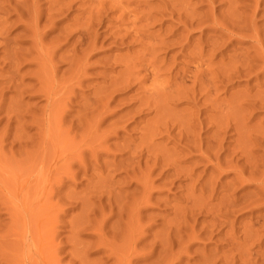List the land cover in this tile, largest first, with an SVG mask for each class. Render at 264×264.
I'll return each instance as SVG.
<instances>
[{
  "label": "rangeland",
  "instance_id": "1",
  "mask_svg": "<svg viewBox=\"0 0 264 264\" xmlns=\"http://www.w3.org/2000/svg\"><path fill=\"white\" fill-rule=\"evenodd\" d=\"M16 1L7 0L6 2L11 4L8 3L7 6L4 0L6 7L2 6L3 2L0 3L3 7L0 11L4 10L0 13V18L4 16L3 13L7 14L0 20V27L3 28L0 30V41H6V46H0V264H233L235 261L234 264L264 263V217H261L264 216V182L261 181L264 179V104L261 105L264 102V63L260 59L264 58V43L260 38L264 39V2L257 0L262 3L260 4L256 0H228L226 4L225 0H140L138 3V0H89L88 3L87 0H21L23 6L20 7V1ZM65 2L68 3L67 6ZM118 2L121 5H118ZM103 3L106 5L102 8ZM208 3L214 4V7ZM252 5L257 8H253L254 12H251ZM62 6L67 8L63 9ZM37 7L41 9H36ZM258 7L262 10L257 11ZM18 8L24 11L19 12ZM98 9H101V12ZM225 10L226 17L228 12L234 14L227 17L231 18V22L224 14L221 16ZM239 10L244 13L239 15ZM215 12H218L221 23L218 22L219 18ZM28 13L30 18L33 16V20H30ZM37 13L39 15L35 17ZM49 13L52 15L48 17ZM16 14L19 22L27 19L23 20L24 23L21 22L23 26L15 19ZM150 14L154 17L151 18ZM204 14L210 19L206 15L203 16ZM213 14L216 15L213 17ZM215 17L219 25L212 21ZM251 17L252 20H249ZM95 18L96 20H93ZM36 20L41 21L40 25ZM205 21L208 23H203ZM180 22L184 25H180ZM226 22L228 24H225ZM5 23L11 25L12 29ZM18 24L21 25L20 28ZM185 24L189 28L185 27ZM197 24L204 26L197 28ZM237 24L239 30L236 28ZM227 26L230 33L223 29ZM200 27L204 29L203 32ZM218 28H221L220 31ZM253 29L255 31H252ZM142 30L146 33L145 36ZM247 30L250 33L247 34ZM3 32L7 34L4 36ZM256 33L258 36H255ZM135 34H138L140 39H137ZM84 37L85 39H82ZM214 37L216 40L212 39ZM252 37L259 39L256 41ZM33 39L34 42L36 40V45H32ZM237 39L241 43H238ZM251 39L252 41H249ZM206 41L210 43V51ZM224 42H227V45H224ZM169 43L172 46L168 45L166 48ZM213 43L216 46L219 44L218 46L225 50L219 48L218 51V46H213ZM251 46L255 47V53L250 51ZM215 48L218 52L213 54V57L212 50ZM71 51L79 53L73 54ZM16 53L21 54L20 57L16 56ZM76 54L77 56H74ZM253 55L257 58L254 59ZM67 58H71V61H67ZM243 60L245 61L242 62ZM194 63L201 67L195 66ZM240 65L242 68H239ZM252 67L254 71L256 68L259 75L253 73ZM183 68L190 74L194 71V75L192 72L189 77V73ZM233 68L239 69L233 71ZM202 69H205V72L209 69L208 74L202 72ZM213 70L224 71V75L219 76L220 73L216 72L219 77L214 80L216 75ZM245 70L252 71L253 74L249 75ZM183 71L188 77L185 73L182 76ZM239 72L243 74L242 77ZM133 73L139 75L137 83L143 78L142 82L137 84V77ZM158 73L160 77H157ZM168 74L171 77L170 82ZM195 76L199 78V82ZM252 76L258 78L252 79ZM221 77H227L224 81H228V84L223 83ZM217 78H221L222 83L218 82ZM180 80L187 81L184 83ZM169 83H173L174 87ZM252 86L255 87L254 90ZM150 87L151 94L147 92ZM183 87L184 91L181 90L180 94ZM185 88L202 90L205 96H200L202 91L188 92ZM178 89L180 95H177ZM172 91L176 99L181 96L184 102H177L174 97L171 98L176 102L169 101ZM185 91L190 93L189 96L187 92V95L183 93ZM160 93L163 94L160 96ZM165 93H168L166 96L169 99ZM191 94L194 100L190 97ZM137 98L146 104L145 108L153 109L154 106V110H142L140 107H143V103L138 104ZM145 98L150 100L148 103H153V106H147ZM189 98L196 102H190ZM201 98L204 100L201 101ZM240 98L241 103H238ZM250 99L251 103L253 99L256 100L253 104L257 109L250 105ZM166 100L169 102H165ZM230 100H233V103ZM155 102L164 107H159ZM193 106L203 113H198L199 110ZM136 107L140 108L138 112L141 118ZM194 110L197 112L195 116L198 114L195 117L197 120L192 119ZM58 114L59 117H56ZM161 114L162 119L157 117ZM225 114L231 119L227 120L228 116ZM186 116L191 117L192 121ZM57 118H60L59 127L57 124L55 126ZM187 121L189 124L194 123L195 127L192 123L189 126ZM165 123H168V129ZM149 124L151 127H148ZM170 125H173V128ZM160 126L164 131H172V135L168 132L165 134ZM156 129H160L165 136L162 138V132H157ZM179 132L182 134L181 138L177 137ZM203 132L205 133L202 134ZM142 133H145V136ZM182 136L189 137L185 139ZM194 139H203L204 141H198V144H203V148H198ZM184 144L186 147H182ZM247 148L249 151L245 150ZM203 153L209 159L204 157L206 160L203 161ZM242 156H246V160ZM218 161L219 164L215 165ZM250 163L254 166H250ZM256 165L261 168H256ZM236 172L241 175V184L235 177H239ZM131 177L134 178L133 181ZM136 180L139 185L135 183ZM242 198L252 203L246 204L247 201ZM243 200L245 202L242 204ZM225 201L230 204L232 201L237 203L232 202L227 208L228 202ZM222 205L223 207H220ZM41 208L45 210L44 213L40 211ZM199 209L206 211L199 212ZM239 209L242 211L238 213ZM214 222L217 223L216 228L212 227ZM39 226L44 233L43 239H46L44 243L47 248L44 253L50 255L48 262L44 259L46 254L43 253V256L39 248ZM194 226L195 231L192 232L191 228L194 229ZM217 232L220 234L217 235ZM253 259H257L255 263ZM215 260L218 263L214 262Z\"/></svg>",
  "mask_w": 264,
  "mask_h": 264
},
{
  "label": "bare ground",
  "instance_id": "2",
  "mask_svg": "<svg viewBox=\"0 0 264 264\" xmlns=\"http://www.w3.org/2000/svg\"><path fill=\"white\" fill-rule=\"evenodd\" d=\"M3 1H4V0H3ZM3 1L0 0V3L3 2ZM6 1H7V0H5V2H6ZM8 1H9V0H8ZM13 1H14V0H13ZM19 1H20V2H18V0H17L16 2H18L19 6H20V5H22V2H21V0H19ZM25 1H26V0H25ZM36 1H37V0H36ZM38 1H39V0H38ZM57 1H58V0H57ZM61 1H62V0H61ZM63 1H64V0H63ZM65 1H66V0H65ZM80 1H82V0H80ZM88 1H89V0H87L86 2H88ZM120 1H121V0H120ZM139 1H140V0H138V3H139ZM203 1H204V0H203ZM207 1H208V0H207ZM225 1L227 2L228 0H225ZM234 1H235V0H234ZM252 1H253V0H252ZM256 1H257V0H256ZM256 1H255V2H256ZM10 2H11V1H10ZM28 2H29V1H28ZM32 2H33V1H32ZM74 2H76V0H74ZM99 2H100V1H99ZM140 2H141V1H140ZM144 2H145V1H144ZM210 2H214V0H213V1H210ZM257 2H259V1H257ZM262 2H264V0H262ZM6 3H7V2H6ZM8 3H9V2H8ZM8 3H7V6L10 4V3H9V4H8ZM20 3H21V4H20ZM23 3H26V2H23ZM29 3H30V2H29ZM36 3H37V2H36ZM65 3H66L65 5L67 6L68 3H67V2H65ZM69 3H70V2H69ZM78 3H79V1H78ZM83 3H84V2H83ZM88 3H89V2H88ZM252 3H253V2H252ZM259 3L262 4L261 2H259ZM32 4H33V3H32ZM37 4H38V3H37ZM74 4H76V3H74ZM111 4H112V2H111ZM115 4H116V3H115ZM136 4H137V3H136ZM226 4H228V2H227ZM253 4H254V3H253ZM260 4H259V5H260ZM4 5H5V4H4V2H3V5H2V6H4ZM10 5H11V4H10ZM12 5H14V4L12 3ZM15 5H16V3H15ZM15 5H14V6H15ZM98 5H100V3H99ZM103 5H106V4L103 3V4H102V8H103ZM116 5H117V4H116ZM116 5H115V6H116ZM118 5H121V3L118 2ZM144 5H145V4H144ZM146 5H147V4H146ZM208 5H209V3H208ZM211 5L214 7V4H211ZM211 5H209V6H211ZM2 6H0V8H1ZM14 6H13V7H14ZM22 6H23V5H22ZM34 6H35V5H34ZM34 6H33V7H34ZM39 6H40V3H39ZM49 6H50V5H49ZM66 6H65V7H66ZM252 6H253V7H252ZM252 6H251V7H252L251 12L253 11V8H254L255 5H252ZM4 7H6V6H4ZM20 7H21V6H20ZM20 7H19V8H20ZM24 7H25V6H24ZM24 7H23V8H24ZM40 7H41V6H40ZM40 7H37L36 9H38V8H40ZM59 7H61V6H59ZM62 7H64V6H62ZM65 7H64L63 9H66V8H67V7H66V8H65ZM69 7H70V6H69ZM97 7H98V6H97ZM116 7H117V6H116ZM118 7H120V6H118ZM227 7H228V6L226 5V9H227ZM231 7H232V6H231ZM233 7H234V6H233ZM2 8H3V7H2ZM11 8H12V7H11ZM14 8H15V7H14ZM19 8H18L19 12H23V11H24L23 9H22L23 11H21ZM25 8H26V7H25ZM31 8H32V7H31ZM71 8H72V7H71ZM90 8H91V7H90ZM100 8H101V7H100ZM104 8H105V6H104ZM235 8H236V7H235ZM255 8H256V7H255ZM255 8H254V10H255ZM6 9H7V8H6ZM9 9H10V7H9ZM12 9H13V8H12ZM40 9H41V8H40ZM68 9H70V8H68ZM106 9H107V8H106ZM108 9H109V8H108ZM210 9H211V7H210ZM250 9H251V8H250ZM256 9H257V8H256ZM0 10H2V9H0ZM34 10H35V9H34ZM34 10H33V11H34ZM98 10H99V9H98ZM103 10H104V9H103ZM103 10H102V11H103ZM214 10H215V9H214ZM259 10H262V8L260 9V8L258 7V10H257V11H259ZM9 11H10V10H9ZM15 11H16V10H15ZM15 11H14V12L12 11V13H17V12H15ZM64 11H65V10H64ZM90 11H91V10H90ZM99 11L101 12V9H100ZM211 11H212V9H211ZM215 11H217V9H216ZM218 11H219V10H218ZM227 11H231V10H227ZM239 11H240V10H239ZM2 12H4V10H3ZM2 12L0 11V13H2ZM7 12H8V11H7ZM19 12H18V13H19ZM30 12H32V9H30ZM56 12H57V11H56ZM59 12H60V10H59ZM66 12H67V11H66ZM91 12H92V11H91ZM91 12H90V15H91ZM96 12H97V11H96ZM208 12H209V11H208ZM222 12H223V11H222ZM222 12H221V13H222ZM225 12H226V10L222 13L221 16H223V14H224V17H226ZM232 12H233V11H232ZM235 12H236V10H235ZM253 12H254V11H253ZM255 12H256V11H255ZM5 13H6V11H5ZM18 13H17V14H18ZM62 13H63V12H62ZM64 13H65V12H64ZM209 13H210V12H209ZM209 13H207V14H209ZM212 13H214V11H213ZM215 13L217 14L218 12H215ZM238 13H239V15H240V13H244V12H241V11H240V12H238ZM238 13H236V14H238ZM256 13H257V12H256ZM8 14H9V12H8ZM17 14H16L15 16H17ZM19 14H20V13H19ZM21 14H22V13H21ZM40 14H41V13H40ZM43 14H44V13H43ZM53 14H54V13H53ZM60 14H61V13H60ZM60 14H59V15H60ZM66 14H67V13H66ZM93 14H94V13H93ZM216 14H213V17H214V15H216ZM226 14H227V17H229L228 15L230 14V16H231V14H233V13L228 12V13H226ZM253 14H254V13H253ZM253 14H252L251 16H253ZM3 15L6 16L7 14H4V13H3ZM3 15L1 14V16H3ZM9 15H11V14H9ZM9 15H8V16H9ZM12 15H13V14H12ZM24 15H25V14H24ZM24 15H20V16H23V18H26L27 16L25 17ZM26 15H27V13H26ZM32 15H33V14H32ZM32 15H31V16H32ZM36 15H39V14H38V13L35 14V17H36ZM51 15H52V14L49 13V15H47V16L49 17V16H51ZM62 15H64V14H62ZM62 15H61V18H62ZM147 15H148V14H147ZM150 15H151V14H150ZM150 15H149V16H150ZM205 15H206V14H204L203 16H205ZM218 15H219V14H217V18H219V21L216 20L217 18L215 17V20L212 19L213 22H216V23H217V21L220 22L221 19H220V17H218ZM242 15H243V14H242ZM4 16H3V17H4ZM15 16H14V17H15ZM28 16H29V18H30L29 13H28ZM45 16H46V14H45ZM47 16H46V17H47ZM53 16L56 17V15H53ZM57 16H58V15H57ZM88 16H89V15H88ZM95 16H96V15H95ZM149 16H148V17H149ZM203 16H201V17L204 18ZM206 16H207V15H206ZM209 16H210V15H209ZM233 16H234V14H233ZM254 16H256V15H254ZM3 17L0 18V20L3 19ZM11 17H12V16H11ZM32 17H33V16H32ZM32 17L30 18V20L32 19ZM55 17H54V18H55ZM86 17H87V16H86ZM90 17H91V19H92V15H91ZM96 17H97V16H96ZM150 17L152 18V17H154V16L151 15ZM207 17H208V16H207ZM227 17H226V19L229 20V21L231 22V20H230L231 18L228 19ZM240 17H241V16H240ZM19 18L22 19L21 17H19ZM27 18H28V17H27ZM29 18H28V19H29ZM42 18H43V17H42ZM42 18H39V20L42 19ZM51 18H53V17H51ZM51 18H50V19H51ZM57 18H58V17H57ZM208 18H209V17H208ZM236 18H238V20H239V16H237ZM236 18H235V21H236ZM5 19H6V17H5ZM5 19H4V21H5ZM7 19H8V18H7ZM7 19H6V20H7ZM9 19H10V18H9ZM15 19H16L18 22L20 21V20L18 19V16H17V18L15 17ZM15 19H14V20H15ZM36 19H38V16H37ZM50 19H49V20H50ZM59 19H60V16H59ZM147 19H148V18H147ZM209 19H210V18H209ZM232 19H234V18L232 17ZM240 19H241V18H240ZM247 19H248V18H247ZM16 20H15V22H16ZM23 20H24V19H22L21 22L24 23V21H26L27 19H25L24 21H23ZM30 20H29V21H30ZM32 20H33V19H32ZM87 20H88V18H87ZM93 20H96V18L93 19ZM136 20H137V19H136ZM141 20H143V16H142V19H141ZM150 20H151V19H150ZM222 20H223V19H222ZM227 20H226V21H227ZM238 20H237V22H238ZM249 20H252V17H251V19H249ZM249 20H247V21H249ZM8 21H9V20H7V22H8ZM29 21H27V22L29 23ZM36 21L38 22V20H36ZM190 21H191V19H190ZM190 21H189V22H190ZM192 21H194V19H193ZM208 21H209V20H208ZM208 21H207V22L205 21V22H203V23H208ZM212 21H210V23H211ZM229 21H228V22H229ZM21 22H19V24H21V25L23 26V23H21ZM39 22H41V21H39ZM39 22H38V23H39ZM91 22H92V20H91ZM223 22H224V20H223ZM230 22H229V23H230ZM249 22H250V21H249ZM9 23H11V25H13L12 22H9ZM32 23H33V22H32ZM32 23H31V24H32ZM89 23H90V21H89L87 24H89ZM92 23H94V22H92ZM154 23H156V22H154ZM192 23H193V22H192ZM220 23H221V22H220ZM238 23H239V22H238ZM1 24H2V23H1ZM7 24H8V23H5V25H7ZM16 24H17V22H16ZM16 24H15V25H16ZM19 24H18V25H19ZM25 24H26V23H25ZM31 24H29V26H32ZM33 24H34V23H33ZM152 24H153V22H152ZM152 24H151V25H152ZM186 24L188 25V22H187ZM186 24H185V25H186ZM189 24H190V23H189ZM200 24H201V23H200ZM200 24H199V25L197 24V25H198L197 28H198L199 26H201ZM212 24H213V23H212ZM217 24L219 25V23H217ZM225 24H228V23L226 22ZM246 24H248V22H247ZM253 24H254V23H253ZM253 24H252V25H253ZM11 25L8 24V27L10 28ZM21 25H19V28H20ZM35 25H36V24H35ZM37 25H38V24H37ZM39 25H40V23H39ZM93 25H94V24H93ZM145 25H146V24H145ZM180 25L183 26V25H184L183 22H182V23L180 22ZM180 25H179V26H180ZM187 25H186L185 27H188ZM191 25H192V24H190V26H191ZM202 25H203V24H202ZM206 25H207V24H206ZM221 25H222V24H221ZM152 26H154V25H152ZM152 26H151V27H152ZM203 26H204V25H203ZM203 26H201V27L203 28ZM222 26H223V25H222ZM228 26L230 27V24H229ZM228 26H227L226 28H223V27H222V28H223V29H226V31H227ZM247 26L250 27L251 25H247ZM254 26H255V25H253V27H254ZM12 27H13V26H12ZM14 27H17V26H14ZM87 27L89 28V26H87ZM90 27H91V26H90ZM151 27H150V28H151ZM185 27H182V28H185ZM191 27H192V26H191ZM201 27H200V29H201ZM211 27H212V26H211ZM211 27H210V30H211ZM218 27H221V26H218ZM233 27H234V26H233ZM238 27H239V24H237L236 28H238ZM245 27H246V26H245ZM249 27H247V28H249ZM6 28H7V27H6ZM22 28H25V27H22ZM30 28H31V27H30ZM74 28H75V27H74ZM84 28H85V27H84ZM136 28H137V27H136ZM144 28H145V27H144ZM182 28H179V29H182ZM188 28H189V27H188ZM206 28L208 29V26H207ZM206 28H205V29H206ZM236 28H235V30L238 31L239 28H238V30H237ZM251 28H252V26H251ZM255 28H256V26H255ZM255 28H254V29H255ZM1 29H3L2 26L0 27V30H1ZM10 29H12V28H10ZM17 29H18V28H17ZM27 29H29V27H28ZM33 29H34V27H33ZM77 29H78V28H77ZM89 29H90V28H89ZM142 29H143V28H142ZM185 29H186V28H185ZM216 29H217V28H216ZM218 29H219V28H218ZM220 29H221V28H220ZM220 29H219V31H220ZM249 29H250V28H249ZM249 29H248V30H249ZM254 29H253L252 31H255ZM34 30H35V29H34ZM72 30L74 31V29H72ZM195 30H196V29H195ZM201 30H202V32H203L204 29H201ZM208 30H209V29H208ZM232 30H233V28H232ZM242 30H243V29H242ZM248 30L246 31L247 34L250 33V32H248ZM257 30H258V29H257ZM1 31H2V30H1ZM5 31H6V30H5ZM8 31H9V30H8ZM8 31H7V32H8ZM88 31H89V30H87V33H88ZM90 31H91V29H90ZM132 31H133V30H132ZM136 31H137V30H136ZM136 31H135V32H136ZM186 31H187V29H186ZM212 31H213V27H212ZM217 31H218V30H217ZM221 31H223V30H221ZM236 31H234V32H236ZM259 31H260V29H259ZM9 32H10V31H9ZM24 32H27V31H24ZM31 32H32V31H31ZM37 32H38V31H37ZM74 32H75V31H74ZM84 32H85V31H84ZM142 32H143V30H142ZM213 32H214V31H213ZM223 32H224V31H223ZM227 32H229V31H227ZM227 32H226V33H227ZM244 32H245V30H244ZM256 32L258 33V31H256ZM3 33H4V32H3ZM89 33H90V32H89ZM92 33H93V32H92ZM126 33H127V32H126ZM129 33H130V32H129ZM131 33H132V32H131ZM138 33H139V31H138ZM149 33H150V32H149ZM226 33H225V34H226ZM229 33H230V32H229ZM242 33H243V31H242ZM253 33H254V32H252V35H253ZM257 33H256L255 36H258ZM6 34H7V33H4V36H5ZM20 34H21V31H20ZM24 34H25V33H24ZM35 34H36V33L34 32L33 35H35ZM38 34H39V33H38ZM90 34H91V33H90ZM133 34H134V33H133ZM143 34H144L143 36H145L146 33L143 32ZM260 34H261V33H260ZM260 34H259V35H260ZM21 35L23 36V34H21ZM21 35H19V36L22 37ZM92 35H95V34H92ZM96 35H97V34H96ZM124 35H125V34H124ZM124 35H123V36H124ZM128 35H129V34H128ZM128 35H126V36H128ZM135 35H136V34H135ZM135 35H134V36H135ZM215 35H217V33H215ZM226 35H227V34H226ZM1 36H3V35H1ZM83 36H88V35H86V34L84 35V34H83ZM83 36H81V37H83ZM123 36H122V37H123ZM136 36H138L137 39H140L138 34H137ZM242 36H243V34H242ZM242 36H241V37H242ZM250 36H251V35H250ZM250 36H249V37H250ZM255 36H254V37H255ZM31 37H32V36H31ZM37 37H38V35H37ZM132 37H133V36H132ZM132 37H131V38H132ZM179 37H180V36H179ZM227 37H229V36L227 35ZM227 37H226V38H227ZM245 37H248V36H245ZM254 37H252V38H254ZM1 38H2V37H1ZM3 38H4V37H3ZM35 38H36V37H35ZM94 38H95V36H94ZM219 38H220V37H219ZM222 38H223V37H222ZM232 38H234V37H232ZM260 38H261V40H262V43H264V39H262V37H260ZM26 39H27V41H28V37H27ZM30 39H32V38H30ZM82 39H85V37L82 38ZM87 39L89 40V37H87ZM87 39H86V40H87ZM134 39H135V38H134ZM142 39H143V38H142ZM177 39H178V38H177ZM209 39H210V38H209ZM212 39L214 40L215 37L212 38ZM238 39H239V38H238ZM238 39H237V42H238ZM241 39H243V38H241ZM246 39H248V38H246ZM246 39H244V40H246ZM254 39H256V38H254ZM257 39H259V38H257ZM257 39H256V41H257ZM38 40H39V39H38ZM215 40H216V39H215ZM217 40H218V36H217ZM226 40L228 41V38H227ZM30 41H31V40H30ZM39 41H40V40H39ZM116 41H117V40H116ZM162 41H163V40H162ZM233 41H234V40H233ZM249 41H252V39L249 40ZM249 41H248V43H250ZM256 41L254 40V42H256ZM0 42H2V43H0V46H1V44H2V46H4L3 44L6 43V41H5V42H4V41H0ZM31 42H32V41H31ZM33 42H34V39H33ZM35 42H36V40H35ZM35 42H34L33 44H32V43H31V44L34 45ZM37 42H38V41H37ZM93 42H94V41H93ZM163 42H166V41H163ZM168 42H170V41H168ZM173 42H174V41H173ZM206 42H208V41H206ZM215 42H216V41H215ZM215 42H214V43H215ZM219 42H220V41H219ZM219 42H218V43H219ZM254 42L252 43V46L255 45ZM258 42L260 43V40H258ZM91 43H92V42H91ZM157 43H158V42H157ZM157 43H156V44H157ZM170 43H171V42H170ZM170 43H169V44H166L167 46L165 45L166 48H168L169 46H172L171 44H174V43H171V44H170ZM180 43L183 44L182 41H181ZM214 43H213V44H214ZM224 43H225V42H224ZM226 43H227V42H226ZM226 43H225L224 45H227ZM238 43H241V42H238ZM256 43H257V42H256ZM41 44H42V39H41ZM87 44H88V43H87ZM93 44H94V43H93ZM142 44H143V43H142ZM160 44H162V43H160ZM175 44H176V43H175ZM181 44H180V45H181ZM185 44H186V43H185ZM208 44H209V45H207V47L210 46V43H209V42H208ZM215 44H216V43H215ZM215 44H214L213 46H216ZM221 44H223V43H221ZM221 44H220V45H221ZM253 44H254V45H253ZM35 45H36V44H35ZM144 45H145V43H144ZM168 45H169V46H168ZM178 45H179V42H178ZM186 45H187V44H186ZM186 45H185V46H186ZM205 45H206V44H205ZM218 45H219V44H218ZM218 45H217V46H218ZM2 46H1V47H2ZM5 46H6V44H5ZM38 46H40V45H38ZM165 46H162V47H165ZM185 46H184V48H185ZM187 46H188V45H187ZM217 46H216V47H217ZM252 46H251L250 48H252ZM30 47H31V46H30ZM87 47H88V46H87ZM89 47H90V46H89ZM220 47H221V46H218L217 50H218ZM228 47H229V46H228ZM256 47H257V46H256ZM154 48H155V47H154ZM204 48H205V47H204ZM254 48H255V47H253L252 49H250V51L252 50L251 52H253V53L256 52V51L254 50ZM28 49H29V48H28ZM196 49H198V48H196ZM200 49H201V48H200ZM262 49H264V48H262ZM32 50H33V49H32ZM37 50H38V49H37ZM151 50H152V49H151ZM184 50H185V49H184ZM184 50H182V51H184ZM208 50H209V47H208ZM219 50H225V49H224V48H220ZM219 50H218V51H219ZM253 50H254L255 52H254ZM154 51H155V50H154ZM200 51H202V50H200ZM203 51H204V50H203ZM209 51H210V50H209ZM214 51H216V48H215V50H212V55H211V56H213V57H214L213 54H217V52H218V51H216V52L214 53ZM250 51H248V52H250ZM261 51H262V50H261ZM71 52H72L73 54H75V53L78 54V53L80 52V50H79V52H75V53H74L73 51H71ZM193 52H194V49H193ZM205 52H206V51H205ZM205 52L203 53L204 55H205ZM259 52H260V51H259ZM69 53H70V52H69ZM145 53H146V52H145ZM198 53H200V52H198ZM232 53H233V52H232ZM243 53H244V52H243ZM260 53H261V52H260ZM16 54H17V55H16ZM16 54H15V55L18 56V57H20L19 55H21V54L18 55V53H16ZM73 54H72V56H73ZM77 54L74 55V56H77ZM154 54H155V53H154ZM200 54H201V53H200ZM218 54H219V53H218ZM221 54H222V53H221ZM234 54H237V53H234ZM13 55H14V54H13ZM22 55H23V54H22ZM147 55H148V54H147ZM193 55H194V54H193ZM206 55H207V54H206ZM24 56H25V55H24ZM221 56H223V55H221ZM242 56H245V55L242 54ZM242 56H241V57H242ZM246 56H248V54H246ZM261 56H262V55H261ZM13 57H15V56H13ZM21 57H22V56H21ZM82 57H83V56H82ZM150 57H151V56H150ZM156 57H157V55H156ZM200 57H201V56H200ZM202 57H203V56H202ZM208 57H209V56H208ZM208 57H207V58H208ZM216 57H217V56H216ZM253 57H254V55H253ZM68 58H69V57H68ZM68 58H67V61L70 60L71 58H72V60H73V57H71L70 59H68ZM75 58H76V57H75ZM75 58H74V59H75ZM193 58H194V57H193ZM203 58H204V57H203ZM203 58H202V59H203ZM227 58H228V57H227ZM242 58H243V57H242ZM246 58H247V57H246ZM246 58H244V59H246ZM250 58H251V57H250ZM256 58H257V57H256ZM256 58L254 57V59H256ZM258 58H259V53H258ZM156 59H157V58H156ZM196 59H197V58H196ZM196 59H195V60H196ZM225 59H226V57H225ZM228 59H229V58H228ZM239 59H240V58H239ZM260 59H262L261 62L264 63V58L261 57ZM26 60H28V59H26ZM76 60H77V59H75V63L78 62V61H76ZM137 60H139V58H138ZM151 60H152V59H151ZM153 60H154V57H153ZM197 60H198V59H197ZM207 60H208V59H207ZM223 60H224V59H223ZM252 60H253V58H252ZM257 60L259 61V59H257ZM70 61H71V60H70ZM163 61H164V60H163ZM192 61H193V60H192ZM199 61H200V60H199ZM233 61H235V60H233ZM233 61H232V63H233ZM244 61H245V60H243L242 62H244ZM248 61H249V60H248ZM30 62H31V61H30ZM30 62H29V63H30ZM72 62H73V61H72ZM164 62H165V61H164ZM164 62H163V63H164ZM194 62L200 64V62H197V61H194ZM209 62H210V61H209ZM230 62H231V60H230ZM256 62H257V61H256ZM73 63H74V62H73ZM141 63H142V62H141ZM232 63H231V65H232ZM240 63H241V62H240ZM247 63H248V62H247ZM247 63H246V64H247ZM253 63H254V61H253ZM31 64H32V63H31ZM33 64H34V63H33ZM70 64L72 65L71 62H70ZM149 64H150V62H149ZM164 64H166V63H164ZM164 64H162V65L165 66ZM199 64L195 65V63H194L195 66H198ZM203 64H204V63H202V65H203ZM235 64H236V63H235ZM246 64H243V66L246 65ZM71 65H70V66H71ZM78 65H79V64H77V67H78ZM152 65H153V64H152ZM205 65H206V64H205ZM229 65H230V64H229ZM236 65H237V64H236ZM28 66H29V65H28ZM81 66H82V65H81ZM199 66H200V65H199ZM209 66H210V63H209ZM209 66H208V67H209ZM241 66H242V65H240L239 68H242ZM246 66H247V65H246ZM246 66H245V67H246ZM79 67H80V66H79ZM200 67H201V66H200ZM205 67H206V66H205ZM227 67H228V66H227ZM229 67H230V66H229ZM158 68H159V67H158ZM160 68H161V66H160ZM195 68H196V67H195ZM195 68H194V69H195ZM202 68H203V67H202ZM206 68H207V67H206ZM224 68H225V67H224ZM239 68H236V69H239ZM252 68H253V67H252ZM151 69H152V68H151ZM156 69H157V68H156ZM174 69H175V67H174ZM181 69H182V68H181ZM187 69H189V68L187 67ZM199 69H200V68H199ZM209 69H210V67H209ZM209 69H208L207 71H209ZM233 69H234V68H233ZM236 69H234L233 71H236ZM126 70H127V69H126ZM168 70H170V68H168ZM183 70L185 71L186 68H183ZM204 70H205V69H202V72H203ZM225 70H226V69H225ZM227 70H229V69H227ZM240 70H241V69H240ZM72 71H73V70H72ZM128 71H129V70H128ZM184 71H183L182 76H184V73H185ZM197 71H198V70H197ZM200 71H201V70H200ZM207 71H206V72L204 71V72L207 73ZM214 71H215V75H216L217 73H220L219 76H220L221 74L224 73V71H221V72L218 71V72H217V70H213V73H214ZM242 71H243V70H242ZM242 71H241V72H242ZM245 71H246V70H245ZM261 71H262V69L260 70V72H261ZM36 72H37V71H36ZM36 72H34V73H36ZM78 72H79V71H78ZM152 72H154V71H152ZM160 72H161V71H160ZM166 72H168V71H166ZM175 72H176V71H175ZM186 72H187V70H186ZM192 72H193V75H194V71H192ZM192 72H191V74H192ZM209 72H211V69H210ZM216 72H217V73H216ZM228 72H229V71H228ZM241 72H239V74H240V76L242 77L243 74H241ZM246 72H249V71H246ZM254 72H255V74H257V72H256V68H255V71H254V68H253V73H254ZM130 73H131V72H130ZM155 73H156V72H154V74H155ZM170 73H171V72H170ZM176 73H177V72H176ZM188 73H189V71L187 72V74H188ZM198 73L200 74V72H198ZM198 73H197V74H198ZM213 73H212V74H213ZM229 73H230V72H229ZM234 73H235V72H234ZM236 73H237V72H236ZM243 73H244V72H243ZM253 73H252V71H251V72H249V75H250V74L252 75ZM262 73H264V72H262ZM76 74H78V73L76 72ZM133 74H134V73H133ZM154 74H153V75H154ZM171 74H174V73H171ZM191 74L189 73V77H190ZM197 74H195V75H197ZM202 74H203V73H202ZM207 74H208V73H207ZM210 74H211V73H210ZM239 74H238V76H239ZM245 74L247 75V73H245ZM245 74H244V75H245ZM134 75H136V77H137V80L135 79V82L137 83V82H138V77H139V75H138V74H134ZM137 75H138V76H137ZM168 75H169V74H168ZM178 75H180V74L178 73ZM178 75H177V76H178ZM185 75H186V73H185ZM193 75H192V76H193ZM223 75H224V74H223ZM227 75L229 76L230 74H227ZM227 75H226V76H227ZM234 75H235V74H234ZM249 75H247V76H249ZM257 75H259V74H257ZM32 76H33V74H32ZM171 76H172V75H171ZM173 76H174V75H173ZM186 76L188 77V75H186ZM186 76H185V77H186ZM192 76H191V79H192ZM217 76H218V75H216V76L213 77V76L211 75V78L213 77V79H214V78L217 77ZM219 76H218V77H219ZM228 76H227V77H228ZM232 76H233V75H232ZM236 76H237V75H236ZM260 76H261V74H260ZM33 77H34V76H33ZM157 77H160V76H159V73H158V76H157ZM168 77H169L168 79H169V82H170V78H171L170 75H169ZM198 77H199V75H198ZM198 77L196 78V76H195V79H196L197 82H199V81H198V79H199ZM227 77H226V78H227ZM243 77H244V76H243ZM252 77H253V76H252ZM261 77H262V76H261ZM37 78H38V76H37ZM130 78H131V77H130ZM155 78H156V76H155ZM182 78H183V77H182ZM193 78H194V77H193ZM202 78H203V76H202ZM221 78L223 79V77H221ZM221 78H219V79L217 78V79L219 80V81H218V80H217V81H218V82H221V81H220ZM226 78H224V79L227 80ZM247 78H248V77H247ZM254 78L257 79L258 77H253L252 79H254ZM34 79H35V77H34ZM38 79L40 80L41 78H38ZM132 79H133V78H132ZM141 79L143 80V78H141ZM150 79H151V78H150ZM152 79H153V76H152ZM152 79H151V80H152ZM176 79L179 80L178 77H177ZM185 79H186V78H185ZM195 79L192 80V81H193V84L195 83V82H194ZM205 79H206V78H205ZM222 79H221V80H222ZM224 79L222 80V82H223V83L225 82V84H228V83H226V82H228V81H224ZM229 79L231 80V78H229ZM142 80H141L140 82H142ZM148 80H149V79H148ZM156 80H158V79H156ZM208 80H209V79H208ZM208 80H207V81H208ZM214 80H215V79H214ZM214 80H213V81H214ZM230 80H229V81H230ZM152 81H153V80H152ZM152 81H151V82H152ZM181 81H182V80H180V82H181ZM186 81H187V80H186ZM186 81H182V82L185 83ZM188 81H189V80H188ZM233 81H235V80H233ZM36 82L38 83V80H37ZM140 82H139V83H140ZM146 82H147V81H146ZM146 82H144V84H145ZM149 82H150V80H149ZM155 82H157V81H155ZM155 82H154V84H155ZM158 82H159V81H158ZM222 82H221V83H222ZM247 82H248V81H247ZM250 82H251V81H250ZM139 83H137V84H139ZM163 83H164V82H163ZM165 83H166V82H165ZM184 83H183V84H184ZM190 83L192 84V82H190ZM214 83H215V81H214ZM229 83H231V81H230ZM248 83H249V82H248ZM248 83H247V84H248ZM169 84H171V83H169ZM169 84H168V85H169ZM172 84H173V83H172ZM172 84H171V85H172ZM200 84H201V83H200ZM233 84H234V83H233ZM149 85H150V84H149ZM159 85H160V84H159ZM159 85H158V86H159ZM162 85H164V84H162ZM162 85H160V86H162ZM173 85H174V84H173ZM173 85H172V86H173ZM184 85H185V84H184ZM188 85H190V84L188 83ZM198 85H199V83H198ZM231 85H232V84H231ZM127 86H128V85H127ZM127 86H126V87H127ZM139 86H140V85H139ZM172 86H171V88H172ZM199 86H200V85H199ZM248 86H249V84H248ZM250 86H251V85H250ZM126 87H125V88H126ZM137 87H138V86H137ZM142 87H143V86H142ZM145 87H147V86H145ZM154 87H155V86H154ZM166 87H168V86L166 85ZM173 87H174V86H173ZM210 87H211V86H210ZM252 87H253V88H252ZM252 87H251V88L254 90L255 87H254V86H252ZM169 88H170V87H169ZM197 88H198V87H197ZM201 88H202V87H201ZM246 88H247V87H246ZM147 89H148V88H147ZM151 89H152V88L150 87V91H149V90H148V91L146 90V91L149 92V93L151 94ZM165 89H167V88H165ZM173 89H174V88H173ZM183 89H184V87H183L182 89H180V92H179V89H178V91H177V90H174V92L177 91V93L179 92V93L181 94V93H182L181 90H183ZM185 89H186V88H185ZM189 89H190V88H189ZM194 89H195V86H194ZM198 89H199V88H198ZM198 89H197V90H198ZM155 90H156V89H155ZM170 90H172V89H170ZM186 90H187V89H186ZM191 90H192V89H191ZM191 90H187V91H188V92H189V91L191 92ZM197 90H195V91L192 90V92H193V91H194V92H197ZM212 90H213V89H212ZM247 90H248V89H247ZM146 91H145L144 95L146 94ZM183 91H184V90H183ZM187 91H185V92H183V93L186 94ZM201 91H202V90H198V93H200ZM244 91H245V90H244ZM140 92H141V90H140ZM142 92H143V91H142ZM161 92H162V91H161ZM163 92H164V91H163ZM174 92L172 91V95H173V96H172V95H171V96L168 95V96H170V98H171V97H174V99H176V98H175L176 95H174V94H175ZM188 92H187L188 95L186 94L187 96H189V94H190V93H188ZM202 92H203V93L200 94V96H201V95L205 96L204 91H202ZM249 92H250V91H249ZM42 93H43V92H42ZM47 93H48V92H47ZM173 93H174V94H173ZM179 93H178L177 95H180ZM212 93H213V91H212ZM45 94H46V93H45ZM140 94H142V93H140ZM161 94H163V93H160V96H161ZM167 94H168V93H167ZM167 94L165 93V96H166ZM192 94L194 95V93H192ZM192 94L190 95V97L193 96ZM195 94H196V93H195ZM239 94H240V92H239ZM251 94H252V93H251ZM48 95H49V94H48ZM182 95H183V94H182ZM206 95H207V94H206ZM213 95H215V94H213ZM45 96H47V95H45ZM148 96H149V94L147 95V97H148ZM187 96H186V97H187ZM203 96H202V97H203ZM235 96H236V95H235ZM241 96H242V95H241ZM255 96H256V93H255ZM145 97H146V96H145ZM150 97H151V96H150ZM155 97H156V96H155ZM162 97H163V95H162ZM162 97H161V98H162ZM179 97L181 98V100H178ZM208 97H209V96H208ZM166 98H168V97L166 96ZM191 98H192V97H191ZM191 98H189V99H190V100H189L190 102H192V101L194 100L193 98H192L193 100H192ZM217 98H218V97L216 96V99H217ZM251 98H252V97H251ZM137 99H138L137 101H139L138 104H139L140 102L143 103L142 101H140V100H142V96H141L140 100H139V98H137ZM145 99H146V98H145ZM168 99H169V98H168ZM174 99L171 98L169 101L172 100L171 102H173V101H175ZM182 99H183V98H182L181 96H178L177 99H176V101H177V102H178V101H179V102H180V101H183ZM206 99H207V98H206ZM233 99H234V98H233ZM200 100L202 101V100H204V99L201 98ZM253 100H254V99H253ZM253 100H252V103L250 102L251 99L249 100V102L251 103L250 105H253V107H254L255 104H253V103H256V100H254L255 102H254ZM144 101H147V103H148L150 100H147V99H146V100H144ZM169 101L166 100L165 102H169ZM176 101H175V102H176ZM186 101H187V99H186ZM186 101H185V102H186ZM232 101H233V100H232ZM232 101L230 100V102H232ZM150 102H151V101H150ZM150 102H149V103H150ZM152 102H153V100H152ZM183 102H184V101H183ZM193 102H196V101H193ZM209 102H210V101H209ZM209 102H208V103H209ZM244 102H245V100H244ZM149 103L147 104V106H150L151 104H152V106H153V103H151L150 105H149ZM155 103H157V102H155ZM197 103H199V102H197ZM197 103H196L195 106H197ZM204 103L206 104L205 101H204ZM208 103H207V104H208ZM232 103H233V102H232ZM238 103H241V98H240V100H239ZM157 104L160 105L159 107H164V105L161 106V104H159V103H157ZM166 104H167V103H166ZM166 104H165V107H166ZM192 104L194 105V103H191V105H192ZM205 104H204V105H205ZM210 104H212V103L210 102ZM257 104H258V103H257ZM262 104H264V102H262L261 105H262ZM145 105H146V104H145ZM145 105H144V103H143V107H140V108H143L142 110H144V108H145L144 106H145ZM158 105H156V107H157ZM240 105H241V104H240ZM259 105H260V104H259ZM261 105H260V107H259V106H258V107L262 109V106H261ZM139 106H140V105H138V107H139ZM141 106H142V105H141ZM193 107H194V106H193ZM217 107H218V106H217ZM255 107H257V106H255ZM255 107H254V108H255ZM136 108H137V107H136ZM136 108H135V109H136ZM140 108H137V109H139V110H137L138 116H139V114H140V113L138 112V111H140ZM147 108H148V107H147ZM147 108H145V109H147ZM149 108H150V107H149ZM154 108H155V107L153 106V109H152V108H151V109L154 110ZM157 108H158V107H157ZM166 108H167V107H166ZM191 108H192V107H191ZM194 108H197V109L199 110L198 107H194ZM220 108H221V106H220ZM228 108H229V107H228ZM233 108H234V107H233ZM84 109H85V108H84ZM87 109L90 111L89 108H87ZM87 109H86V110H87ZM151 109H147V110L151 111ZM163 109H164V108H163ZM192 109H193V108H192ZM197 109H196V110H197ZM217 109H219V108H217ZM229 109H231V107H230ZM255 109H257V108H255ZM86 110H84V111H86ZM142 110H141V111H142ZM158 110H159V109H158ZM220 110H221V113H223V112H222V109H220ZM232 110H233V109H232ZM259 110H260V109H259ZM144 111H145V110H144ZM144 111H143V112H144ZM149 111H145V112H149ZM156 111H157V109H156ZM199 111H200V112H199ZM199 111H198V113H201V112H202L201 110H199ZM260 111H261V110H260ZM63 112H64V111H63ZM63 112H62V113H63ZM135 112H136V110H135ZM151 112H152V111H151ZM153 112H154V111H153ZM193 112H195V113H194V115H193L194 117L192 116V119L195 118L196 116H198V114L195 116V114L197 113L195 110H194ZM193 112H192V114H193ZM59 113H60V111H59ZM64 113H65V112H64ZM141 113H142V112H141ZM154 113H155V112H154ZM202 113H203V112H202ZM218 113H220L219 110H218ZM142 114H143V113H142ZM159 114H160V113H159ZM159 114H158V115H159ZM162 114L164 115L165 113H162ZM162 114H161L160 116H157V117H160V118H161ZM190 114H191V113H190ZM190 114H189V116H190ZM227 114H228V113H227ZM227 114H225V116H226ZM59 115H60V114H58V116H56V117H59ZM86 115H87V114L85 113V116H86ZM62 116H63V115H62ZM138 116H137V117H138ZM227 116H228V118H226V119L228 120V119H229V115H227ZM154 117H155V114H154ZM186 117H188V116H186ZM139 118H141V116H139ZM164 118H165V117H164ZM181 118H182V117H181ZM181 118H180V119H181ZM154 119H156V118H154ZM161 119H162V118H161ZM161 119H160V120H161ZM188 119H190V121H192V120H191V117H190V118L188 117ZM197 119H198V118H197ZM197 119L195 118V120H197ZM199 119H200V118H199ZM230 119H231V117H230ZM230 119H229V120H230ZM55 120H56V119H55ZM55 120H54V121H55ZM80 120H81V119H80ZM157 120H159V119L157 118ZM160 120H159V121H160ZM175 120H177V118H176ZM181 120H182V119H181ZM193 120H194V119H193ZM200 120H201V119H200ZM200 120H199V122H200ZM238 120H240V119L238 118ZM58 121H60V118H57V123H55V126H56V124H57V126L59 127L58 124H59L60 122L58 123ZM61 121H62V120H61ZM154 121L157 123L156 120H154ZM154 121H153V122L151 121V123H154ZM159 121H158V122H159ZM166 121H168V120H166ZM170 121H171V120H170ZM179 121H180V120H179ZM223 121H225V119H224ZM162 122H163V121H162ZM175 122H176V121H175ZM181 122H182V121H181ZM195 122H196V121H195ZM202 122H203V121H202ZM202 122H201V123H202ZM204 122H205V121H204ZM204 122H203V123H204ZM228 122H229V121H228ZM236 122H237V120H236ZM238 122H239V121H238ZM238 122H237V123H238ZM156 123H154V124H156ZM172 123H173L174 125L176 124V123H174V122H172ZM177 123H178V122H177ZM186 123H188V121H187ZM191 123H192V122H191ZM191 123H190V124H191ZM197 123H198V122H196V124H197ZM201 123H199L198 126H200ZM203 123H202V127L204 128ZM223 123H224V122H223ZM60 124H61V123H60ZM158 124H159V123H158ZM165 124H167V129H168V126H169L168 123H165ZM165 124H163V125H165ZM169 124H170V123H169ZM180 124H181V123H180ZM188 124H189V123H188ZM190 124H189V126H190ZM193 124H194V123H192L191 125H193ZM51 125H52V124H51ZM53 125H54V124H53ZM186 125H187V124H186ZM227 125H228V124H227ZM227 125H226V126H227ZM233 125H234V124H233ZM233 125H232V126L230 125V126L233 127ZM60 126H61V125H60ZM184 126H185V125H183V127H184ZM193 126H194V125H193ZM228 126H229V125H228ZM235 126H236V124H235ZM114 127H116V126H114ZM148 127H151V124H149ZM160 127H161V130H162V129H163L162 126H160ZM163 127H164V126H163ZM170 127L173 128V125H172V126L170 125ZM180 127H182V124H181ZM186 127H187V126H186ZM194 127H195V126H194ZM196 127H197V126H196ZM231 127H230V129H231ZM236 127H237V126H236ZM236 127H233V128H236ZM56 128H57V127H56ZM116 128H117V127H116ZM197 128H200V127H197ZM114 129H115V128H114ZM123 129H124V128H123ZM153 129H154V128L152 127V130H153ZM175 129H176V128H175ZM179 129H180V128H179ZM230 129H229V130H230ZM148 130H151V129H148ZM156 130H157V129H156ZM156 130H155V131H156ZM159 130H160V129H158L157 132H158ZM169 130H170V129H169ZM171 130H172V129H171ZM180 130H181V129H180ZM200 130H201V129H199V131H200ZM226 130H227V128H226ZM56 131H57V130H56ZM58 131H59V130H58ZM146 131H147V130H146ZM153 131H154V130H153ZM153 131H152V132H153ZM163 131H164V129H163ZM181 131H183V130H181ZM201 131H202V130H201ZM59 132H60V131H59ZM159 132L161 133L162 131H159ZM164 132H165V134H166V132H168V130H167V131H164ZM171 132H172V131H170V132H168V133H171ZM187 132H188V131H187ZM187 132H186V133H187ZM218 132H220V130H219ZM224 132H225V130H224ZM145 133H147V132H145ZM145 133H142V134L145 136ZM150 133H151V132H150ZM162 133H163V132H162ZM162 133L160 134V136L162 135V138H163L164 133H163V134H162ZM168 133H167V134H168ZM172 133H173V132H172ZM172 133H171V135H172ZM204 133H205V132H203L202 134H204ZM58 134H59V133H58ZM180 134H181V133L179 132V135L177 134V137H178V136L180 137ZM216 134H218V133H216ZM220 134H221V133H220ZM150 135H151V134H150ZM150 135H149V136H150ZM181 135H182V134H181ZM184 135H186V134L184 133ZM218 135H219V134H218ZM225 135H226V134H225ZM164 136H165V135H164ZM141 137H142V136H141ZM146 137H147V135H146ZM155 137H156V136H155ZM155 137H153V138H155ZM157 137H158V136H157ZM173 137H175V136H171V138H173ZM182 137H183V136H182ZM184 137H185V136H184ZM184 137H183V138H184ZM186 137L188 138L189 136H186ZM186 137H185V139H186ZM195 137H197V136L195 135ZM200 137H201V135H200ZM262 137H264V136H262ZM164 138H166V137H164ZM169 138H170V137H169ZM180 138H181V137H180ZM180 138H179V139H180ZM198 138H199V133H198ZM201 138H202V137H201ZM176 139H177V138H176ZM176 139H174V140L176 141ZM259 139H261V138H259ZM177 140H178V139H177ZM188 140H189V139H188ZM194 140H195V139H194ZM196 140H197V139H196ZM196 140H195V145H196V146L198 145V148H200L201 145H203V144H201V145H200V143L198 144V141L201 142V141H204V140H203V139H199L198 141H196ZM200 140H201V141H200ZM246 140H247V139H246ZM262 140H264V139H262ZM142 141H143V139H142ZM149 141H150V139H149ZM153 141H154V140H153ZM184 141H187V140H184ZM177 142H180V141H177ZM196 142H197V144H196ZM258 142H259V143H262V142H264V141L261 142V140H258ZM144 143H145V142H144ZM144 143H143V144H144ZM152 143H153V142H152ZM180 144H181V143H180ZM187 144H188V143H187ZM262 144H264V143H262ZM262 144H261V145H262ZM144 145H145V144H144ZM150 145H151V144H150ZM184 145H185V146H184ZM184 145H182V147H186V144H184ZM193 145H194V144H193ZM247 145H248V144H247ZM191 146H192V145H191ZM191 146H190V147H191ZM190 147H189V149H190V151H191V148H192L193 146H192L191 148H190ZM261 147H262V146H261ZM198 148H197V149H198ZM201 148H203V147H201ZM185 149H186V148H185ZM185 149H184V150H185ZM187 149H188V148H187ZM187 149H186V150H187ZM193 149H194V148H193ZM243 149H244V148H243ZM198 150H199V149H198ZM200 150H202V149H200ZM245 150L249 151L248 148L245 149ZM194 151H195V150H194ZM196 152H197V151H196ZM243 152H244V151H243ZM240 153H242V151H241ZM203 154H205V153H203ZM242 154H243V153H242ZM245 154H246V153H245ZM245 154H244V155H245ZM198 155H199V153H198ZM246 155H247V154H246ZM206 156H207V155L205 154V156H203L202 158H204V157L206 158ZM199 157H200V156H199ZM199 157H198V158H199ZM243 157H244V156H242V158H243ZM245 157H246V156H245ZM245 157H244V158H245ZM205 158L203 159V161H205L208 157H207L206 159H205ZM240 158H241V157H240ZM242 158H241V159H242ZM246 158H247V157H246ZM246 158H245V160H246ZM200 159H201V158H200ZM208 159H209V158H208ZM248 159H249V158H248ZM248 159H247V160H248ZM250 160H251V159H250ZM200 161H201V160H200ZM207 161H208V160H207ZM138 162H139V161H138ZM138 162H137V163H138ZM208 162H209V161H208ZM251 162H252V161H251ZM139 163H140V162H139ZM220 163H221V162H220ZM248 163H249V161H248ZM252 163H254V162H252ZM217 164H219V161H218V163H216L215 165H217ZM254 165H255V163H254ZM254 165H251V163H250V166H254ZM133 166H134V164H133ZM155 166H156V164H155ZM150 167H151V166H150ZM152 167H154V166L152 165ZM152 167H151V168H152ZM156 167H157V166H156ZM215 167H216V166H215ZM255 167H256V168H261V167H257V165H256ZM255 167H254V168H255ZM148 168H149V167H148ZM154 168H155V167H154ZM242 168H244V169L246 170V168H245L243 165H242ZM242 168L239 167V169H241V170H242ZM149 169H150V168H149ZM215 169H216V168H215ZM237 169H238V168H237ZM152 170H153V169H152ZM234 170H235V169H234ZM236 171H237V170H236ZM238 171H239V170H238ZM242 171H244V170H242ZM244 173H245V172H244ZM149 174H150V173H149ZM236 174L238 175L239 173L236 172ZM238 176H239V175H238ZM240 176H241V175H240ZM240 176L237 177V176L235 175V177L238 178V179H237L238 181H239ZM235 177H234V179L236 180ZM242 177H244V175H242ZM131 178H132V177H131ZM131 178H129V179H131ZM131 180L133 181L134 178H132ZM131 180H130V181H131ZM240 180H242V178H240ZM261 181L264 182V179H261ZM138 182H139V181H138ZM239 182H240V181H239ZM132 183H134V182H132ZM132 183H131V184H132ZM135 183H137V180L135 181ZM243 183H244V182H243ZM259 183H260V182H259ZM137 184H138V183H137ZM240 184H241V182H240ZM138 185H139V184H138ZM142 185H143V183H142ZM245 185H247V184H245ZM248 185H249V184H248ZM140 186H141V185H140ZM255 186H256V185H255ZM262 186H264V185H262ZM135 188H136V187H135ZM260 189H261V188H260ZM153 190H154V189H153ZM153 190H152V191H153ZM260 191H262V190H260ZM258 193H259V192H258ZM150 194H151V193H150ZM259 194H261V192H260ZM262 194H264V193H262ZM149 196H150V195H149ZM151 196H152V195H151ZM211 197H212V196H211ZM211 197H210V198H211ZM213 199H214V198H213ZM242 199H245V198H242ZM233 200H234V199H233ZM235 200L237 201V199H235ZM245 200L247 201V199H245ZM149 201H150V200H149ZM225 202H226V201H225ZM227 202H228V201H227ZM227 202H226V203H227ZM232 202H233V201H232ZM232 202H231V204H232ZM234 202H235V201H234ZM234 202H233V204H236V203H237V202H236V203H234ZM238 202H240V201H238ZM244 202H245V201L243 200L242 204H243ZM253 202H255V201H253ZM257 202H258V200H257L255 203H257ZM220 203L223 204L222 202H220ZM247 203L251 204L252 202H251V201H250V202L247 201L246 204H247ZM255 203H254V204H255ZM145 204H146V203H145ZM221 204H220V205H221ZM227 204H228V205H227V208H228V206H229L230 203L228 202ZM231 204H230V205H231ZM239 204H240V203H239ZM246 204H245V205H246ZM146 205H147V204H146ZM202 205H204V204H202ZM202 205H201V206H202ZM204 206H205V205H204ZM238 206H239V205H238ZM192 207H193V206H192ZM194 207L196 208L195 205H194ZM220 207H223V205L220 206ZM220 207H218V208H220ZM248 207H249V206H248ZM42 208H43V207H42ZM42 208L40 209V211H43V213H44L45 210H43ZM206 208L208 209L209 207L207 206ZM227 208H226V209H227ZM229 208H230V207H229ZM240 208L243 209V207H241V206H240ZM249 208H250V207H249ZM259 208H261V207H259ZM135 209H136V208H135ZM203 209H204V207H203ZM203 209H202L201 211H200V209H199V212L206 211V210H203ZM211 209H212V208H211ZM211 209H209V210H211ZM213 209H214V208H213ZM220 209H221V208H220ZM223 209H224V208H223ZM241 209H239L238 213H239L240 211H242ZM246 209H247V208H246ZM251 209H252V208H251ZM256 209H258V208H256ZM136 210H137V209H136ZM227 210H229V209H227ZM243 210H244V209H243ZM247 210L249 211L250 209H247ZM253 210H254V208H253ZM260 210H261V209H260ZM138 211H139V210H138ZM250 211H251V210H250ZM193 212H195V211H193ZM228 212H229V211H228ZM231 212H232V211H231ZM255 212H256V211H255ZM257 212H258V211H257ZM260 212H261V211H260ZM245 213H246V212H245ZM250 213H251V212H250ZM250 213H249V214H250ZM252 214H256V213H252ZM252 214H251V215H252ZM257 217H258V216H257ZM261 217H264V216H261ZM254 218H256L255 215H254ZM258 218H259V217H258ZM216 220H217V219H216ZM252 220H253V219H252ZM259 220H260V219H259ZM261 220H262V219H261ZM40 223H41V222H40ZM40 223H39V225H40ZM256 223H257V222H256ZM256 223H255V224H256ZM258 223H259V222H258ZM41 224H42V223H41ZM216 224H217V223H216ZM216 224H215V222H214V225H213L212 227L217 226ZM260 224H261V223H260ZM187 225H188V224H187ZM187 225L185 224V226H187ZM211 225H212V224H211ZM244 225H245V224H244ZM244 225H243V226H244ZM247 225H248V224H247ZM40 226H41V225H40ZM40 226L38 227V228H39V229H38V230H39V231H38V237H39V239H40V241H39V244H40L39 246H40V247H39V248H40V250H41V254L43 255L44 251H45L46 248H47V246H46L47 244L44 243V242H46V239H43V238H44V233L42 232V230H41L42 227L40 228ZM251 226H252V225H251ZM191 227H192V225H191ZM140 228H141V226H140ZM192 228H193V227H192ZM192 228H191V231L194 232V231H195V226H194V229H192ZM215 228H216V227H215ZM245 228H246V227H245ZM250 228H251V227H250ZM250 228H249V230H250ZM137 229H138V228H137ZM141 229H142V228H141ZM253 229H254V228H253ZM193 230H194V231H193ZM232 230H233V229H232ZM249 230H248V232H249ZM242 231H243V230H242ZM244 231H245V230H244ZM251 231H252V230H251ZM211 232H212V231H211ZM213 232H214V230H213ZM220 232H221V230H220ZM245 232H247V230H246ZM253 232H254V231H252V233H253ZM185 233H186V232H185ZM241 233H242V232H241ZM250 233H251V232H249V234H250ZM255 233H256V231H255ZM192 234H193V233H192ZM210 234H212V233H210ZM213 234H215V233H213ZM216 234L219 235L220 233L218 234V232H217ZM243 235H245V233H244ZM245 236H246V235H245ZM245 236H244V237H245ZM242 237H243V236H242ZM41 239H43V240H41ZM194 239H195V238H194ZM136 240H137V239H136ZM261 240H262V238H261ZM259 241H260V239H259ZM248 242H249V241H248ZM250 242H251V241H250ZM250 242H249V243H250ZM254 243H255V242H254ZM257 243H258V242H257ZM255 244H256V243H255ZM262 244H264V243H262ZM238 245H239V244H238ZM253 245H254V244H253ZM258 245H259V244H258ZM258 245H256V246H258ZM161 247H162V246H161ZM252 247H253V246H252ZM259 247H260V246H259ZM162 248H163V247H162ZM243 248H244V246H243ZM248 248H249V247H248ZM248 248H246V249L248 250ZM162 251H163V250H162ZM131 252H132V251H131ZM133 252H134V251H133ZM237 252H238V251H237ZM237 252L235 251V253H237ZM246 252H247V251H246ZM235 253H234V254H235ZM238 253H239V252H238ZM240 253H242V252H240ZM253 253H254V252H253ZM44 254H46V253H44ZM257 254H258V253H257ZM43 256H44V255H43ZM242 256H243V255H242ZM262 256H264V254H262ZM237 257H238V256H237ZM237 257H236V258H237ZM254 257H255V256H254ZM233 258L235 259V256H234ZM238 258H239V257H238ZM240 258H241V257H240ZM252 258H253V257H252ZM44 259H46V261L48 262L49 259H50V255H49V254H46V256H45ZM211 259H212V258H211ZM231 259H232V258H231ZM242 259H243V258H242ZM257 259H259V258H257ZM257 259H255V260H257ZM204 260H205V259H204ZM213 260H214V258H213ZM220 260H221V259H220ZM236 260H237V259H236ZM255 260L253 259L254 262H253V261H251V262L255 263V262H256ZM259 260H260V259H259ZM259 260H258V261H259ZM221 261H222V260H221ZM238 261H240V260H238ZM262 261H264V260H262ZM211 262H212V261H211ZM214 262L218 263L216 260H215ZM235 262H236V261H235ZM235 262H234V263H235ZM245 262H246V261H245ZM212 263H213V262H212ZM234 263H233V264H234ZM249 263H250V262H249ZM261 263H262V262H261ZM229 264H230V263H229ZM245 264H246V263H245ZM247 264H248V263H247ZM255 264H257V263H255ZM258 264H259V262H258ZM262 264H264V263H262Z\"/></svg>",
  "mask_w": 264,
  "mask_h": 264
}]
</instances>
